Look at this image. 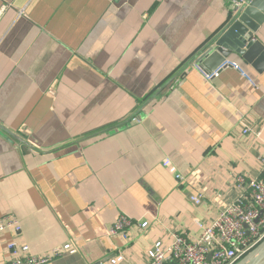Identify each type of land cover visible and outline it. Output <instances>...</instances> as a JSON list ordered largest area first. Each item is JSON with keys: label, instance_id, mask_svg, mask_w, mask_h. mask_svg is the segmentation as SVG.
<instances>
[{"label": "crops", "instance_id": "obj_1", "mask_svg": "<svg viewBox=\"0 0 264 264\" xmlns=\"http://www.w3.org/2000/svg\"><path fill=\"white\" fill-rule=\"evenodd\" d=\"M233 12L229 0H0V217L18 219L31 254L69 244L49 264H143L156 240H196L198 221L242 193L237 177L262 176L264 71L228 58L254 87L189 66ZM120 215L150 227L112 237Z\"/></svg>", "mask_w": 264, "mask_h": 264}, {"label": "built area", "instance_id": "obj_2", "mask_svg": "<svg viewBox=\"0 0 264 264\" xmlns=\"http://www.w3.org/2000/svg\"><path fill=\"white\" fill-rule=\"evenodd\" d=\"M229 2L232 9H238L244 4L242 0ZM189 66L206 81L219 77L228 68L235 69L256 86L237 63L230 60L224 61L211 72L194 61ZM249 132L247 127L242 130L243 135ZM162 165L177 180L183 179L169 160H164ZM261 173L262 176L257 179H245L242 176L236 178L238 186L243 189L242 193L219 211L210 223L198 221L199 234L196 240H188L178 232L171 234L170 243L156 240L146 248L143 264H237L264 240V163ZM188 200L198 207L202 203V196L190 195ZM134 226L142 231L150 227L147 221L133 223L128 217L120 215L109 228V234L127 242L129 231ZM20 232L21 227L15 216L8 214L0 217V242L6 234L11 237L4 247L8 256L7 264H49L65 253L75 252L69 244H64L42 255L31 254L28 245L18 242ZM124 261V256L117 253L109 259L108 264H123Z\"/></svg>", "mask_w": 264, "mask_h": 264}, {"label": "water", "instance_id": "obj_3", "mask_svg": "<svg viewBox=\"0 0 264 264\" xmlns=\"http://www.w3.org/2000/svg\"><path fill=\"white\" fill-rule=\"evenodd\" d=\"M242 1L244 4L234 9L227 27L201 57L200 66L204 70L211 72L235 55L257 73L264 71V45L256 39L264 25V0ZM237 264H264V240Z\"/></svg>", "mask_w": 264, "mask_h": 264}]
</instances>
